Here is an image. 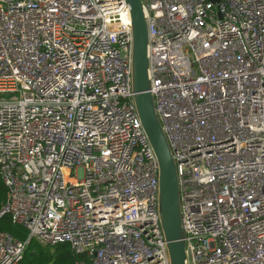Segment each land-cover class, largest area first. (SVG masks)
Instances as JSON below:
<instances>
[{"label": "built area", "instance_id": "2783aa9c", "mask_svg": "<svg viewBox=\"0 0 264 264\" xmlns=\"http://www.w3.org/2000/svg\"><path fill=\"white\" fill-rule=\"evenodd\" d=\"M186 264H264V0H141ZM125 0H0V264H170Z\"/></svg>", "mask_w": 264, "mask_h": 264}, {"label": "water", "instance_id": "95a60500", "mask_svg": "<svg viewBox=\"0 0 264 264\" xmlns=\"http://www.w3.org/2000/svg\"><path fill=\"white\" fill-rule=\"evenodd\" d=\"M132 31L131 81L141 127L158 163V215L170 264H186L175 167L154 113L147 77V32L141 0H125ZM215 2L217 0H209Z\"/></svg>", "mask_w": 264, "mask_h": 264}, {"label": "trees", "instance_id": "16d2710c", "mask_svg": "<svg viewBox=\"0 0 264 264\" xmlns=\"http://www.w3.org/2000/svg\"><path fill=\"white\" fill-rule=\"evenodd\" d=\"M5 200L6 189L0 181V211ZM0 233H8L21 242L27 238V232L20 226L12 224L7 215L0 217ZM76 259L67 244L49 247L31 240L27 243L18 264H74Z\"/></svg>", "mask_w": 264, "mask_h": 264}]
</instances>
